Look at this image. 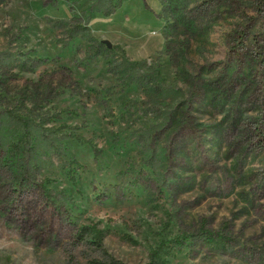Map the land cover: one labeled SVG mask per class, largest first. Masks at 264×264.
Masks as SVG:
<instances>
[{
	"label": "rangeland",
	"instance_id": "374dc122",
	"mask_svg": "<svg viewBox=\"0 0 264 264\" xmlns=\"http://www.w3.org/2000/svg\"><path fill=\"white\" fill-rule=\"evenodd\" d=\"M113 260L264 264V0H0V264Z\"/></svg>",
	"mask_w": 264,
	"mask_h": 264
},
{
	"label": "trees",
	"instance_id": "16d2710c",
	"mask_svg": "<svg viewBox=\"0 0 264 264\" xmlns=\"http://www.w3.org/2000/svg\"><path fill=\"white\" fill-rule=\"evenodd\" d=\"M94 228H92V227H90V226H88V225H84V226H82V229H81V232L79 233V236H81L82 238H83V236L84 235H86V234H88L91 230H93ZM103 231L102 230H97V236L101 239L102 238V236H101V233H102ZM108 264H122V263H120L119 261H111L110 263H108Z\"/></svg>",
	"mask_w": 264,
	"mask_h": 264
}]
</instances>
